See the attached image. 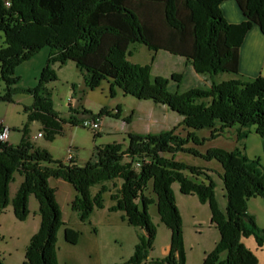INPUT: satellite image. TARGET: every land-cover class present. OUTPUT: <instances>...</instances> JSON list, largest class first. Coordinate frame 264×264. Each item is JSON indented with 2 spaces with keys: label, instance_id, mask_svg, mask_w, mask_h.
Instances as JSON below:
<instances>
[{
  "label": "trees",
  "instance_id": "trees-1",
  "mask_svg": "<svg viewBox=\"0 0 264 264\" xmlns=\"http://www.w3.org/2000/svg\"><path fill=\"white\" fill-rule=\"evenodd\" d=\"M224 1L229 0H0V81L4 85L0 102L12 103L18 92L32 96L31 105L24 106L27 125L22 128L20 142L14 146L0 143V210L10 206L15 219L23 222L29 198L37 201L39 229L29 240L23 264H58L56 235L64 224L49 179L61 180L74 189L77 195L70 208L82 223L89 220L94 208L101 209V194L106 191L103 184L120 181L118 190L110 195L115 203L111 208L122 212L128 225L141 231L135 252L123 264H186L182 220L172 183L179 185L182 195H194L199 203L208 205L211 226L219 233L220 240L202 264H257L241 241L253 237L258 244L264 243V229L247 212L246 204L251 198L264 199L261 165L240 148L231 152L212 148L201 155L187 145L201 146L234 127L240 144L252 127L264 153V79H231L192 87L183 73L168 79L153 77L148 65L127 59L129 46L137 44L148 51L177 56L197 76L238 75L239 51L246 34L255 26L264 36V0H232L244 19L238 24L226 22L221 8ZM44 48L49 53L39 83L42 94L36 89L15 88V68ZM67 62L85 72L90 90L108 81L112 94L116 87L124 95L161 105L181 117L179 127L206 129L209 139H198L191 132L180 138L174 130L146 136L128 134L124 149L115 144L96 147L94 159L81 167L69 160L55 161L47 150L34 145L27 128L38 122L41 138L52 142L62 134L64 124L76 127L82 121L74 116L60 119L51 92L45 88L56 80L51 67ZM182 82L189 88L178 92ZM69 110L76 114L71 107ZM105 113L100 111V115ZM181 153L220 163L226 199L223 213L213 199L209 171L175 161L174 156ZM15 173L22 181L10 199ZM200 175L205 183L196 181ZM97 184L101 190L91 197L89 191ZM150 206L156 207L161 224L171 232L169 252L161 259L147 258L155 234ZM77 236L65 227L67 244L75 245Z\"/></svg>",
  "mask_w": 264,
  "mask_h": 264
},
{
  "label": "rangeland",
  "instance_id": "rangeland-1",
  "mask_svg": "<svg viewBox=\"0 0 264 264\" xmlns=\"http://www.w3.org/2000/svg\"><path fill=\"white\" fill-rule=\"evenodd\" d=\"M3 34L0 33V47L3 45ZM130 56L128 61L136 65H148L151 76H161L168 79L172 74H182L185 64L180 58L163 51H148L143 45L129 46ZM49 49L44 48L36 53L28 62H23L14 70V76L18 78L15 88L32 90L36 89L42 94L39 88L40 78L46 67V60ZM51 69L56 75L54 82L45 85L51 92V101L59 118L67 120L69 116L77 119L91 118L97 121L96 130L86 129L81 125L72 127L64 124L62 134L57 136L52 142L43 138H35L33 143L39 148L47 150L55 161L68 163V154L74 157L75 165L81 167L88 161L94 159V148H102L106 145H120L122 149L128 146V134L154 135L174 130V135L185 138L191 132L198 139H209L210 131L203 129L198 131L186 130L179 127L181 117L151 102L137 100L130 95L122 94L111 83L101 81L94 88L86 86V74L76 68L72 62H67L63 66L53 65ZM231 79H242L238 75L219 74L209 79L207 76L195 77L196 83L209 87L212 82L220 83ZM4 85L0 81V93ZM188 87L182 82L178 87V92H184ZM12 103L0 102V122L8 126L7 144L14 146L18 144L22 137V128L27 125L24 106H30L32 96L18 92L12 98ZM76 111V114L70 112ZM105 110L104 115L100 111ZM88 114L85 116L83 112ZM28 131L31 140L36 137L40 124L32 122L28 124ZM237 127L226 130L219 137L212 141H205L201 146L195 147L188 143L187 147L195 149L199 154H205L209 149L221 148L226 152H231L235 148L243 149L245 156L251 160H256L261 165L264 173V153L261 139L254 132V128H249L246 138L239 144L236 141ZM174 160L190 167L201 168L209 171L207 176L214 184L213 199L220 212L226 208L225 192L221 183L222 169L220 163L215 160L205 162L200 157H194L187 153L174 156ZM185 175L190 176L188 171ZM195 178H191L194 180ZM22 177L13 174V182L10 185V196L13 197L19 187ZM197 182H204L205 177L200 175ZM55 191V200L61 215L64 226L56 235V255L58 264H123L127 262L135 252L137 236L141 232L137 228L128 225L122 212L113 211L111 207L115 203L110 199L120 186V181L113 180L103 184L106 191L101 194V209L94 208L89 216V220L82 223L76 212L70 208L76 197L74 189L68 183L61 180L49 179L48 181ZM174 200L177 211L182 220L183 243L185 247L186 264H202L205 255L211 253L214 246L220 240L218 231L211 226L208 205L198 202L194 195H182L179 185L172 183ZM101 190V185L93 186L89 193L93 197L97 191ZM248 213L255 219L259 228L264 229V199L255 197L248 199ZM155 206L148 208V214L155 234L151 241L152 251L148 253V260L161 259L168 254L171 232L161 224ZM39 215L36 199L31 196L28 204L27 219L17 221L12 213L11 207L0 210V263L1 264H23L24 252L29 240L39 229ZM65 227L75 231L78 236L75 245H69L64 240ZM253 237L245 238L242 245L253 255L257 264H264V243L258 244Z\"/></svg>",
  "mask_w": 264,
  "mask_h": 264
},
{
  "label": "crops",
  "instance_id": "crops-1",
  "mask_svg": "<svg viewBox=\"0 0 264 264\" xmlns=\"http://www.w3.org/2000/svg\"><path fill=\"white\" fill-rule=\"evenodd\" d=\"M222 15L226 22L229 24L241 23L244 19L241 16L240 10L234 1H224L221 4ZM182 60V59H181ZM239 74L238 76L242 79H255L262 77L264 79V36L258 31L255 26L252 27L246 34L243 44L240 46L239 51ZM185 64L183 74L186 76V80L190 83V86L198 85L190 66L182 60ZM36 140L35 137L31 140ZM50 185V183H49ZM51 186V185H50ZM10 196V192H9ZM13 197L10 196V199ZM169 247L165 250V253Z\"/></svg>",
  "mask_w": 264,
  "mask_h": 264
},
{
  "label": "built area",
  "instance_id": "built-area-1",
  "mask_svg": "<svg viewBox=\"0 0 264 264\" xmlns=\"http://www.w3.org/2000/svg\"><path fill=\"white\" fill-rule=\"evenodd\" d=\"M81 125L89 130H96L98 128V123L96 120L91 118H83L81 121ZM41 138V135L37 133L35 138ZM8 139V126H5L2 122H0V143L7 142ZM67 160L72 161L74 157L71 154H68Z\"/></svg>",
  "mask_w": 264,
  "mask_h": 264
}]
</instances>
